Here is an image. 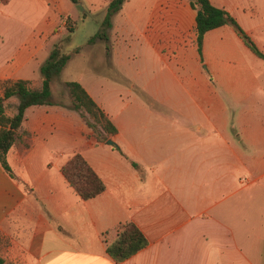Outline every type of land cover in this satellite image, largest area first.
I'll return each instance as SVG.
<instances>
[{
  "label": "crops",
  "instance_id": "obj_1",
  "mask_svg": "<svg viewBox=\"0 0 264 264\" xmlns=\"http://www.w3.org/2000/svg\"><path fill=\"white\" fill-rule=\"evenodd\" d=\"M24 1L0 0L1 96L9 80L39 85L42 63L34 62L58 25L54 18L46 33L16 32V17L6 10ZM89 1L104 21L112 0ZM210 1L255 43L264 37L256 7ZM196 26L189 0H127L109 32L96 35L104 45L103 68L113 71L126 48L146 65L138 64L137 76L152 64L142 84L147 102L134 111L111 113L99 90L82 85L118 128L111 140L120 150L98 143L70 105L26 111L30 136L7 157L14 177L0 162L5 264H264V229L255 236L249 207L264 189V60L229 25L206 34L201 56ZM19 105L16 96L6 101V114L14 117ZM78 154L106 187L88 201L62 173ZM125 223H134L148 246L117 263L107 248Z\"/></svg>",
  "mask_w": 264,
  "mask_h": 264
},
{
  "label": "trees",
  "instance_id": "obj_2",
  "mask_svg": "<svg viewBox=\"0 0 264 264\" xmlns=\"http://www.w3.org/2000/svg\"><path fill=\"white\" fill-rule=\"evenodd\" d=\"M70 1L76 5L82 3V0ZM126 1L112 0L109 3L104 18L105 28L112 27L113 16L122 9ZM189 1L197 12V44L201 56L206 34L229 25L252 53L264 60V52L228 11L214 6L210 0ZM96 38L97 36L91 38L90 42L92 43ZM69 60L70 56L62 54L61 50L56 47L40 69L42 80L39 85L34 86L32 82L25 80H9L4 84V95H0V162L12 177L14 176L8 164V153L14 146L25 143V138L30 136L23 128L26 111L32 106H62L53 99V81L62 73ZM65 85L72 98V106L69 108L79 113L86 121L98 143H106L118 134V128L109 115L95 102L81 83L69 81ZM15 96L20 100L18 113L14 117H9L6 114V101ZM113 147L120 150L117 144ZM133 165L137 167V164L133 163ZM62 173L82 200L94 199L106 189L103 181L80 154L68 161L62 168ZM147 246L148 239L145 234L134 223H125L117 228V238L108 244L107 251L115 262L120 263L130 259ZM0 264H5L1 258Z\"/></svg>",
  "mask_w": 264,
  "mask_h": 264
},
{
  "label": "rangeland",
  "instance_id": "obj_3",
  "mask_svg": "<svg viewBox=\"0 0 264 264\" xmlns=\"http://www.w3.org/2000/svg\"><path fill=\"white\" fill-rule=\"evenodd\" d=\"M242 2L251 4L254 9L256 7L264 18V0H242ZM90 4L89 0H82L80 5L73 4L70 0L61 2L48 0L45 3L40 0H25L23 3H16L12 9L6 11L16 17L15 31L30 35H38L42 31L46 33L47 24L50 20L57 18L58 25L51 32L47 47L34 62L35 65L40 63L44 65L56 47L62 54L70 56L62 73L53 81V92L57 103H61L62 106H72V98L65 84L67 81H76L84 87L89 86L99 90L104 106L111 113L117 114L121 110L134 111L147 102V93L142 84L152 76V64H147L150 66L148 70L150 72L144 76H137L141 58L135 59L130 49L126 48L123 60H113V71L103 68V41L96 39L93 48L90 47L89 40L109 30L104 26L102 18L104 12L93 13ZM256 43L264 52V37L258 38ZM132 50L134 51V48ZM143 65L140 67L146 66L144 62ZM97 70L111 77L104 76L106 74H100ZM127 80L134 81L138 88H134ZM253 196L252 205L249 203V207L252 206L253 210L250 225L257 236L259 231L264 229V189H259ZM240 238L243 239V235H240ZM260 247H263L262 244Z\"/></svg>",
  "mask_w": 264,
  "mask_h": 264
},
{
  "label": "water",
  "instance_id": "obj_4",
  "mask_svg": "<svg viewBox=\"0 0 264 264\" xmlns=\"http://www.w3.org/2000/svg\"><path fill=\"white\" fill-rule=\"evenodd\" d=\"M107 144L110 145V146H113L115 143H114L113 140H108V141H107Z\"/></svg>",
  "mask_w": 264,
  "mask_h": 264
}]
</instances>
